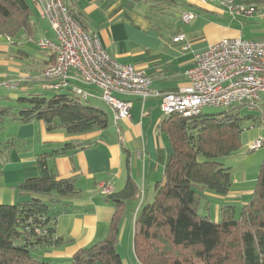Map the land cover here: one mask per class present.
<instances>
[{"label":"crops","instance_id":"obj_1","mask_svg":"<svg viewBox=\"0 0 264 264\" xmlns=\"http://www.w3.org/2000/svg\"><path fill=\"white\" fill-rule=\"evenodd\" d=\"M64 1L82 27L96 35L113 58L143 69L150 79L151 90L159 94L176 92L186 86L187 71L192 67L195 55L211 44L233 37L259 39L257 35L242 37L239 21L243 16L230 15L226 7L217 1L180 0L191 4L193 8L190 10L196 13V18L189 23L180 21L181 12L188 10L181 4L165 6L160 10L162 17L152 19L145 0ZM36 7L40 10L38 5ZM257 10L256 4L255 12ZM174 16L176 19L173 20ZM255 32L259 31L252 29L251 33ZM177 35H183V40L174 41ZM0 38L4 39L0 41V62L10 61L13 57H29L23 50L22 38L11 41L2 36ZM12 44L20 45L15 55L12 51L7 53L9 46L6 45ZM52 62L53 57L47 52L36 61L41 77L44 68ZM32 80L34 78H25L17 89L7 90L0 96V101L3 99L9 103L6 106L0 102V204H17L30 199L31 195L18 192L16 186L24 179L40 174L36 166L39 154L66 143L81 145L75 151L48 159L58 178H73L79 191L75 196L60 198L65 205L64 211L57 216L54 235L68 241L59 246L34 249V255L44 261L67 263L76 251L101 241L107 234L113 207L105 201L99 185L109 182L113 186L112 191L117 192L130 176L138 188L136 215L140 205L152 199L155 183L163 179L171 148L167 135L161 130L164 116L158 96L144 102L124 96L131 101L130 117L114 124L108 110L111 123L105 130L70 135L59 128L50 131L40 120L21 123L11 116L13 111L9 110L7 114L4 109L15 106L16 100L24 97L16 90L26 92V86ZM69 85H77V82L70 81ZM86 89L92 95L87 100L90 104L106 108L98 89L91 86ZM66 91L67 88L53 93ZM249 144L221 160L232 174L230 191L224 195L203 191L202 208L208 213L209 203L214 201L212 217L215 221L220 219L223 205H232L237 212L252 198L264 154H252L248 150ZM126 226L127 220L124 219L120 226L119 243L127 234L133 238V229L127 232ZM122 262L129 264L125 259Z\"/></svg>","mask_w":264,"mask_h":264},{"label":"trees","instance_id":"obj_2","mask_svg":"<svg viewBox=\"0 0 264 264\" xmlns=\"http://www.w3.org/2000/svg\"><path fill=\"white\" fill-rule=\"evenodd\" d=\"M145 1L152 19L164 5L193 8L180 0ZM236 1L258 4L260 0ZM32 15L27 0H0V36L16 40L32 37L36 31ZM16 107L10 114L21 123L40 120L48 130L59 128L70 135L105 130L111 123L106 106L82 101L71 90L20 97ZM239 107L201 111L191 117L172 114L162 120L161 130L168 137L171 153L163 179L154 185L152 199L140 205L134 218L133 251L140 264H264V158L252 198L241 206L239 215L232 205L221 207L218 221L200 212L203 191L224 195L232 186L230 169L221 159L240 150L242 122L257 116L242 115ZM258 108L264 116V104ZM79 147L66 143L39 154L36 166L40 174L16 186L18 192L31 195L30 199L0 204V264H123L117 251L120 226L126 206L138 193L130 176L119 191L104 195L113 215L101 241L79 249L67 263L47 262L34 255L38 247L68 241L54 235L57 216L65 205L60 198L75 196L79 191L73 178H58L48 159ZM37 228L41 233H36Z\"/></svg>","mask_w":264,"mask_h":264},{"label":"built area","instance_id":"obj_3","mask_svg":"<svg viewBox=\"0 0 264 264\" xmlns=\"http://www.w3.org/2000/svg\"><path fill=\"white\" fill-rule=\"evenodd\" d=\"M196 1H217L232 16L255 12L253 4L236 0ZM36 3L53 32V38L42 36L36 41L38 48L53 56V62L42 72L47 88L54 92L67 88L82 101L92 96L86 87L98 89L114 124L130 117L131 101L124 96L142 102L158 96L164 117L172 114L191 117L206 106L222 109L243 105L258 107L264 97V38H224L211 44L195 55L193 65L187 71L186 86L176 92L159 94L151 90L150 79L143 69L113 58L99 38L87 32L73 17L64 0H36ZM195 18L196 13L191 10L180 14L183 23ZM183 38V35H177L173 40ZM21 81H0V85L15 88ZM70 81L77 85H69ZM261 147H264V134L253 140L248 149ZM112 190L109 182L99 185L103 195ZM36 233H41V229L37 228Z\"/></svg>","mask_w":264,"mask_h":264},{"label":"rangeland","instance_id":"obj_4","mask_svg":"<svg viewBox=\"0 0 264 264\" xmlns=\"http://www.w3.org/2000/svg\"><path fill=\"white\" fill-rule=\"evenodd\" d=\"M28 4L33 10L32 15V22L35 23L36 31L34 32V35L30 38L21 37L23 41V50L29 55V57H16L10 59V61L7 62H0V81H15V80H23L34 78L32 82H29V84L26 86L28 87L26 92H20L19 90H16V92L21 93L22 96L27 97L28 95L32 94H41L44 96H50L53 94L54 91H51L46 88L45 81L40 76V70L37 66L36 61H38L41 57H43L44 54H46L45 50H41L38 48L36 41L42 37L47 36L51 38V30L49 28V24L46 20V18L42 15L41 11L36 7L33 0H27ZM257 4V3H256ZM256 4L253 3L254 6ZM161 7V9H163ZM257 12L253 14V16H243L242 21H239L240 29L243 30V36L244 38H252L253 35H257V38L264 37V0H260L257 4ZM161 13V12H160ZM157 12L156 18H161V14ZM161 16V17H160ZM176 19L174 16L173 20ZM170 20H172L170 18ZM259 31L255 32V34L251 33L252 29ZM45 30V32H43ZM259 33V34H256ZM261 36V37H260ZM15 38H9L8 41H11ZM4 39L0 38V41H3ZM7 43V42H6ZM9 46L8 52L14 54V52L17 51V47L19 48L20 45H6ZM11 47V48H10ZM48 53V52H47ZM22 81V83H23ZM15 88H4L0 87V96L4 95L7 90H15ZM2 104L8 106L9 103L4 101L3 99L0 101ZM261 108L262 104H264V97L262 98V102L259 103ZM10 107V106H9ZM259 107V106H258ZM258 107L253 108L248 106H240L239 112L242 115L245 114H252L257 115L255 116L256 119H244L242 122V126L244 128L243 134H242V147L246 146L247 143H251L253 140H255L257 137L263 135L264 130V116L261 114V111ZM17 109L16 105L12 106L11 108H7V110L15 111ZM222 108H215L211 106L203 107L202 112L203 113H212V112H218ZM261 114V115H260ZM249 150V149H248ZM252 152V154H264V147L255 149V150H249ZM250 155V154H249ZM222 160V159H221ZM261 161V160H260ZM228 165L229 162L227 163ZM226 164V165H227ZM216 194V193H215ZM136 200L133 202H130L125 209L123 220H127V232L132 231L133 229V223H134V217H135V207H136ZM214 206L215 202L211 201L209 203V214L210 218L213 220L212 215H214ZM200 212L202 214L209 215L204 208H202V205L200 207ZM239 209H237L236 216L239 215ZM219 220V219H218ZM217 220V221H218ZM215 221V220H213ZM117 251L119 255L121 256V259H125V261L129 264H136V258L134 256L133 251V238L129 234H127L126 237L117 246Z\"/></svg>","mask_w":264,"mask_h":264},{"label":"bare ground","instance_id":"obj_5","mask_svg":"<svg viewBox=\"0 0 264 264\" xmlns=\"http://www.w3.org/2000/svg\"><path fill=\"white\" fill-rule=\"evenodd\" d=\"M262 102V101H261Z\"/></svg>","mask_w":264,"mask_h":264}]
</instances>
